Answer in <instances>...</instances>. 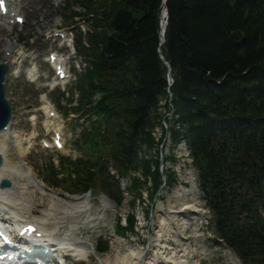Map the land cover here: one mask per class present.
I'll use <instances>...</instances> for the list:
<instances>
[{
    "label": "trees",
    "instance_id": "16d2710c",
    "mask_svg": "<svg viewBox=\"0 0 264 264\" xmlns=\"http://www.w3.org/2000/svg\"><path fill=\"white\" fill-rule=\"evenodd\" d=\"M86 2L101 31L84 47L90 65L75 110L89 118L84 142L96 145L97 166L104 157L136 163L140 138L169 95L162 53L175 108L211 185L224 183L233 146L264 163V80L254 71L264 53V0H167L163 45V0Z\"/></svg>",
    "mask_w": 264,
    "mask_h": 264
},
{
    "label": "rangeland",
    "instance_id": "374dc122",
    "mask_svg": "<svg viewBox=\"0 0 264 264\" xmlns=\"http://www.w3.org/2000/svg\"><path fill=\"white\" fill-rule=\"evenodd\" d=\"M28 1H32V3L28 5L26 12L21 13L26 18V24L24 26L16 25L12 36L10 38H5L4 45L16 43L19 39V36L22 39H25V44L28 45L29 48L34 49L29 54H34L35 56L39 55L35 62L31 60L29 61V65L27 66L26 70H28L31 65H37L39 69H44L45 73H43L44 78L39 79V81L34 84L27 80L25 73L19 78H16L13 75H10L8 78L7 96L16 113L14 125L10 131L12 141L14 140V138H17L18 140H22L24 148H27L29 145L32 146V148L30 149L31 153L26 155L24 158L19 157L16 147L12 149L10 154L12 160L14 162H17L16 164L25 162L26 165L35 172L36 176L41 181H43L42 166L45 163H48L51 158H55L57 152L45 150L40 144L39 137L51 135V133L48 134L47 130L44 127V124L46 123L44 114L37 113V118L34 119L29 118L30 114H26L24 112L28 104L34 105L36 102L39 103L38 99L41 93L47 92L48 96L51 98L50 85H52V82L56 81V78L54 71H52V69L47 66L46 61L48 59V53L50 51L57 50L63 44V40H61V38L58 41H55V38H53L56 32L54 26L58 23H64L60 15H63L66 18L68 12L66 11L65 5L69 8L70 5L67 4V1L65 0ZM11 20L15 22L14 17H12ZM80 24L82 25L83 21H81ZM43 25L46 26L45 30L42 28ZM32 36H34L33 42L30 41V38ZM26 37H28L29 40L26 39ZM69 57L70 54L67 55L65 59L68 60ZM0 59L3 60L1 55ZM82 65L83 63L79 67V70L82 68ZM62 87L65 86L63 85ZM70 131L71 130L69 129V132ZM31 135H34L33 138L27 140L26 138L30 137ZM67 139L69 144L71 140V136L69 133ZM67 147L68 148L64 151V153L69 154L71 149L69 148V145ZM76 155L77 153L74 152L73 156ZM26 184L27 192L24 191L20 195V199L23 197V195H26L28 199H30L31 203L27 202L30 211H33L34 207L39 204L45 206L46 208L51 206L53 199L55 200L54 203H57L60 200L58 203V210L61 212L65 210V207L67 205L75 206L76 204H78L77 202L73 201L72 198L64 196L63 194H65V192H63L61 189H52L51 191H45L44 189H41L36 185L30 184L29 181H27ZM28 195H33L35 198H30ZM61 196L64 197L61 198ZM101 196H103V194L99 190L94 191V194L90 197V199L92 200L90 210H93L92 206L98 207V205L100 204L99 198ZM61 204H63L64 206H62ZM22 207L25 208L23 205ZM121 208L123 212H125V210L127 209V205H123V207ZM117 213H119V207H116V210L108 211L107 218L105 220L101 217L102 215H99L97 217L99 222L98 226L92 227L94 223H89L91 227L89 228L90 232L85 227H82V222H79V226L82 228V231L80 232L76 230L77 223L74 221V218L72 216H68L66 219H64L65 222H62L61 225L66 227H74L73 231L66 233L76 234L80 236L82 240L91 241L95 246L96 240L103 232H105V230L114 229ZM94 215H96V213ZM24 216H28V214ZM30 216H32L35 220L41 219L42 221H48L44 218L41 209L34 210V212L30 213ZM116 253V251H110L105 255L93 254L88 258V261L90 260L88 264H95L97 261V256H100L105 260L115 259L117 257L119 259H122L124 252L120 255H116ZM230 255L231 253L229 252L219 251L215 253L210 258V260H206L205 262L214 261L217 264H233V261H235L234 264H240V262H238L236 259H230ZM74 263V261L70 260V264Z\"/></svg>",
    "mask_w": 264,
    "mask_h": 264
},
{
    "label": "bare ground",
    "instance_id": "6f19581e",
    "mask_svg": "<svg viewBox=\"0 0 264 264\" xmlns=\"http://www.w3.org/2000/svg\"><path fill=\"white\" fill-rule=\"evenodd\" d=\"M22 1L23 0H20L19 4L17 5V7L19 6V8H17L16 10L18 11L19 10V13L15 14L14 18H16L18 15H21V11L23 10L24 6H22ZM10 12H13L10 11ZM14 25L10 22V21H7V19H5L4 16H0V43L3 41L1 40L2 37H7V36H11L12 35V31L14 29L13 27ZM16 47L17 46H9V49H11L12 53L15 52L16 50ZM19 53H20V56L17 57V58H14L15 61L16 59H18V61H16L17 63L19 62V60L22 58V57H25V51H24V46L20 47L18 49ZM1 62V61H0ZM16 62H13V63H16ZM19 71V68L16 67L15 68V71L13 72L14 74L17 73ZM33 73V72H32ZM49 125H52L53 126V123L51 124H48ZM1 136V135H0ZM17 146L19 147V155L22 157L24 155H26L28 153V151H24L22 150V148L20 147V144H18L16 142ZM8 147L4 146L3 144H0V155L3 156V164L0 165V179L2 178H9L12 182V186L10 188H7V189H1L0 188V208H4V209H7L9 210V212L17 218H18V213H19V209L17 208V203H16V199H17V193L19 192V189H20V186L22 187V184L25 185L26 182H24V180H29L30 182H32L33 184L41 187V188H45L44 187V183H42L41 181H39L35 175L36 174H33V172L31 171V169H28V167L26 165H24V168H20V167H17L16 165H14L11 160H9L8 158ZM27 168V169H26ZM106 200V201H105ZM104 202H106L105 204H107V199H105ZM25 207V210L22 211L24 214L26 213L27 214V208H28V204L26 205H23ZM110 206H112V204H110ZM82 208H84V205H79L77 207H72L70 209V207H66L67 211L71 213V215H75L74 218H79L80 220H82V218L78 215L75 214V212H79V213H84V210H82ZM53 208H50V210H52ZM50 212L47 210V211H44V217L46 215H48ZM51 215L52 214H56V213H50ZM62 215L63 218H66V214L67 212H59L58 214L56 215ZM64 214V215H63ZM52 219H55L52 218ZM19 221H21L22 219L21 218H18ZM83 221V220H82ZM45 231V234L48 235V232L46 230ZM93 244L92 242L89 243V245L87 244L86 245V249L89 250V248H92ZM76 252V255H79V256H84V252L86 250H84L83 248H77L75 249ZM162 253L166 256L169 257V259H171L173 262H176V260L178 259V257L168 251L166 249V247H163V251ZM130 254L132 257H130L129 255H124V257L122 259H119V258H116L114 263L113 261L109 262V264H117L118 262H121V264H142L141 263V258H142V252L140 250H132L130 251ZM120 260V261H119ZM102 261V260H101ZM100 261V262H101ZM155 264L154 260H152L151 258V262H149V264Z\"/></svg>",
    "mask_w": 264,
    "mask_h": 264
},
{
    "label": "water",
    "instance_id": "95a60500",
    "mask_svg": "<svg viewBox=\"0 0 264 264\" xmlns=\"http://www.w3.org/2000/svg\"><path fill=\"white\" fill-rule=\"evenodd\" d=\"M5 70V66L0 68V129L10 120V108L4 99V89L2 84Z\"/></svg>",
    "mask_w": 264,
    "mask_h": 264
},
{
    "label": "snow or ice",
    "instance_id": "6c2138e0",
    "mask_svg": "<svg viewBox=\"0 0 264 264\" xmlns=\"http://www.w3.org/2000/svg\"><path fill=\"white\" fill-rule=\"evenodd\" d=\"M5 239H7V238L5 237Z\"/></svg>",
    "mask_w": 264,
    "mask_h": 264
}]
</instances>
